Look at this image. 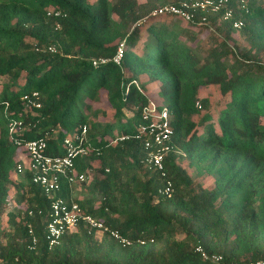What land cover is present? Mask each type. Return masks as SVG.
<instances>
[{"label": "trees", "instance_id": "trees-1", "mask_svg": "<svg viewBox=\"0 0 264 264\" xmlns=\"http://www.w3.org/2000/svg\"><path fill=\"white\" fill-rule=\"evenodd\" d=\"M178 1L0 0V264L264 261V1L247 0V11H237L239 31L220 15L207 14L202 25L152 17ZM202 30L213 34L205 50ZM236 33L245 47H236ZM120 43V66L110 60L93 67V60L113 58ZM139 77L141 91L132 84ZM147 82L157 83L173 148L183 154L164 157V177L144 163ZM209 87L221 98L216 109L200 95ZM34 92L40 107L23 100ZM13 121L23 129L10 137ZM83 126L86 154L75 159L74 172L86 177L80 184L93 171L98 176L86 198H73L79 182L63 179L55 197L73 198L132 245L83 225L58 246L45 241L52 199L17 160L15 141L45 137L50 153L64 155L63 140L81 136ZM192 168L213 184L195 182ZM166 180L169 197L157 193ZM197 247L222 261L203 259Z\"/></svg>", "mask_w": 264, "mask_h": 264}, {"label": "built area", "instance_id": "built-area-1", "mask_svg": "<svg viewBox=\"0 0 264 264\" xmlns=\"http://www.w3.org/2000/svg\"><path fill=\"white\" fill-rule=\"evenodd\" d=\"M247 5V0H179L177 4H167L158 7L151 15L152 17L169 16L179 18L191 25L208 24L207 14L220 15L222 21L228 22L234 30L239 31L243 28L244 22L240 18H235V16L237 11H247ZM57 15L55 14V16ZM49 51L51 53L55 52L54 48H50ZM123 52L124 45L120 43L113 58L93 60L92 65L95 68L111 60L117 66H120ZM132 84L140 90L137 80H134ZM128 90L129 86L127 87ZM37 98L38 95L34 92L31 93V96L25 95L23 100L33 107H40V104L36 101ZM196 106L198 108L201 107L198 102ZM141 117L144 124L140 126V132L147 134L148 137L144 141V149L147 152L144 163L147 167L159 172L164 177V157L171 151L176 155H183L179 150L173 148V129L170 126L168 110L160 103H154L149 100L142 110ZM22 129L23 124L21 121H13L8 125V134L13 137L15 133L21 132ZM85 133L86 127L83 126L81 136L74 137L70 135L63 140L64 155H53L50 153L45 137L36 140L15 141L16 146L26 155L27 167L32 174V182L40 186L45 195L52 199L50 219L44 230L45 241L50 248L58 246L63 235L71 233L79 225H83L107 233L122 246L132 245L133 240L122 236L116 230L109 229L103 222L84 213L73 198L65 200L55 197L56 192L59 191L61 179L66 180L69 186L71 183H83L86 179L84 175H75L73 167L75 159L86 154V149L82 147ZM138 138H141V135ZM21 168V166H18V171H21ZM157 193L161 196H171V182L166 180L164 187L159 188ZM29 233L32 236L31 248L33 249L37 244V239L31 230ZM137 242L143 244L140 239ZM195 251L205 260L215 263L222 261L221 255L208 254L201 247H197ZM251 264H264V261Z\"/></svg>", "mask_w": 264, "mask_h": 264}, {"label": "rangeland", "instance_id": "rangeland-1", "mask_svg": "<svg viewBox=\"0 0 264 264\" xmlns=\"http://www.w3.org/2000/svg\"><path fill=\"white\" fill-rule=\"evenodd\" d=\"M258 1L263 2L264 0H258ZM250 2H251V0H250ZM175 19L178 22L183 23V21L181 19H179V18H175ZM201 37H202L200 40L201 48L204 50L208 49L212 45L213 40L211 38L213 37V34H211L208 31L202 30ZM232 37L236 39V43H235L236 47L242 48V47L246 46L245 38L242 34L236 33ZM3 79L4 78L0 79L1 83L3 82ZM143 82H144L143 78L141 77V80H140V77H139L138 84L141 86L143 84ZM143 91L150 101H152L154 103H161L162 102L160 97L157 95V83H155V82L145 83V89ZM200 95H201V97H208L209 98L211 105H212V108L215 106L216 102H218L221 99L219 96L218 89L216 87H209V88H207V90L202 91L200 93ZM94 106L96 108L103 107L101 103L95 104ZM214 109H216V106ZM16 157H17V160L20 161V164L22 165V167L26 168L28 161H27L25 153L21 149L17 151ZM179 163H180V165L185 167L187 164V161L186 160H179ZM188 171H189V174L191 175V177L193 178V180L195 182H200V183H203L204 185L213 184V180L211 179V177H209L205 174L197 177L196 176L197 170H195L193 168L189 169ZM97 176H98V173L96 171H93L92 174L88 175V179L86 181L87 183L85 182L84 184H80V183L75 184L73 186V198H76V199L86 198L88 196V193H89V187H88L89 183L92 181V179H95ZM13 198H14V194L12 192H10V200H11L12 204H13ZM6 220L7 219L4 218V222Z\"/></svg>", "mask_w": 264, "mask_h": 264}, {"label": "crops", "instance_id": "crops-1", "mask_svg": "<svg viewBox=\"0 0 264 264\" xmlns=\"http://www.w3.org/2000/svg\"><path fill=\"white\" fill-rule=\"evenodd\" d=\"M140 2H143V0H140Z\"/></svg>", "mask_w": 264, "mask_h": 264}]
</instances>
